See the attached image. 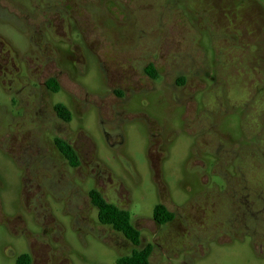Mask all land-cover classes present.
<instances>
[{
    "label": "rangeland",
    "instance_id": "1",
    "mask_svg": "<svg viewBox=\"0 0 264 264\" xmlns=\"http://www.w3.org/2000/svg\"><path fill=\"white\" fill-rule=\"evenodd\" d=\"M1 3L29 9L27 0ZM40 6L36 21L48 4ZM49 8L60 89L42 87L48 72L15 73L37 100L10 128L21 129V145L39 141L31 153L16 149L17 163L0 153V264L26 249L33 264H114L148 244L149 264H264V200L256 220L244 208L253 184L264 196V0H51ZM0 36L15 48L27 43L3 19ZM154 49L194 51L216 76L179 88V102L170 89L132 94L136 54ZM1 85L0 103H8ZM199 91L210 92L199 101ZM60 100L68 122L52 109ZM55 136L84 149L76 168L58 156ZM93 188L130 213L139 246L121 244L98 221ZM157 203L174 214L166 225L153 219Z\"/></svg>",
    "mask_w": 264,
    "mask_h": 264
},
{
    "label": "flooded vegetation",
    "instance_id": "2",
    "mask_svg": "<svg viewBox=\"0 0 264 264\" xmlns=\"http://www.w3.org/2000/svg\"><path fill=\"white\" fill-rule=\"evenodd\" d=\"M27 1H28L29 9H27L24 6V4L8 7L3 5L0 0V19L11 22L15 26H17L18 30L27 34L26 37L27 43L26 46L22 49L15 48L13 45L6 42V40L0 36V82L1 80L4 81L6 79V81L8 82L7 85L9 86L4 87V85L2 86L1 83L0 85L2 86L3 90L8 91L7 92L8 94L12 93V96H9L8 103H4V104L0 103V153L2 154L8 153L15 163H17L18 161V159L14 154L15 151H17L16 149L19 148L20 151V149L23 147L25 153H31L33 152L34 148L37 146L39 141L38 140L39 138H37L34 135L31 138H29L28 140L29 142H25L23 145H21L18 140L20 135L15 134V133H20L21 129L17 131L16 130L12 131L10 128L11 126H14V124L17 123L18 121L17 119H19L18 117H20L26 111L27 109L26 105L30 106L31 101H33L34 99L37 100V96L35 97V93L29 90L27 86L25 85L17 86V83L15 81L17 80V78L15 77V73L20 71L21 68L26 70V72L28 73L36 70L50 73V75L47 76L46 79L43 80V82H40L44 89L51 90V87L49 86V81L51 80V78H54L58 82L57 77L55 76L51 77V17H50L51 10L49 13L47 10L50 9L49 5L51 4V0H27ZM44 2L46 3V5L48 4V6L44 8L46 9V14L41 16V20H39L40 21L39 22L36 20L40 13L39 11L43 10L40 4L43 3L44 6H46ZM28 28L31 29L30 33L27 31ZM184 56H192L193 59L188 61V63L186 64L185 62H182V64L180 63L178 64V62L175 63L173 62L175 60V57H184ZM136 57L138 58L139 65L136 71L137 74H134L135 76L133 77L134 78V81L132 83L133 87L130 88V92L132 94H134L136 92L135 90H137V92L144 93L143 96H145L147 90H149L148 88H152V87L153 90H156L158 88L159 90L170 89L172 92V96L179 102V94H178L179 88L203 87L204 82L200 80L199 76L202 74L207 79H209L210 76L211 78H215L216 76L215 74L217 73L215 69L212 68L209 70L205 69L204 68L205 61L200 60V57L202 56L200 54L195 53L194 51H187L184 52L183 54L181 53L173 54L170 53L168 50L154 49L142 53L140 52V54H136ZM137 58L134 59L133 63H135ZM173 65L176 66L177 68L176 67H175L176 69L173 68L174 70L172 71L166 70V67L169 66L173 67ZM136 75L137 78H142L141 80H144V82L146 83L148 82L147 83L148 87H140ZM40 83L37 82L38 86H40L39 85ZM219 88L217 89L220 90ZM59 89L60 88H58V90ZM121 89H123L122 92L119 90L116 92L119 98L124 97V94L126 92V89L124 87H121ZM58 90L56 92L55 91L53 92L57 93L59 92ZM209 92L210 91L207 92L199 91V96H198L199 101H203L205 95H207ZM26 93H29V96L26 97L25 99L24 95ZM136 96H140V98L142 97V95H134L133 99ZM193 97L194 96L190 94L186 98L187 99L186 101L188 102H191L192 100L194 101L195 99H193ZM227 98L230 101V98L228 96ZM58 103H61L62 105H64V107H66L64 102L62 103V100H60V102ZM56 104L57 103H55L52 106V109L54 110L55 115L59 119L63 120L55 109ZM9 108L11 110H9ZM39 109H40L39 103L37 102L35 107V114L39 116V118L43 119L44 114H41L42 112H40ZM195 114L196 116H194L195 117L194 120L197 117L196 112ZM69 120H63V121L68 122ZM107 133L110 134L109 132ZM108 134L107 136H109ZM156 135L157 134L152 133L153 137H155ZM57 139H60L61 141L68 143L73 148V150L76 153L78 159V165H79L82 162V155L84 153V149H82V147L80 148V145L79 146L76 145L73 141L68 140L65 137L55 136L53 138V144L55 150L58 153V156L67 164H69V162L67 160V157L60 150L59 145L57 144ZM219 145L222 146L221 144ZM29 158H31V155H29ZM37 158L38 156L36 155L35 159ZM227 162H229V160ZM228 164H230V162ZM235 164H239V159L238 162L237 161L235 162ZM76 167L77 165L74 166V168ZM252 186L255 187V191L254 192L246 191L244 197L246 203L244 208L247 210V215L255 217L256 220L259 218V214H260L259 212L262 210L261 203L264 200V196H263V191L258 190V186H259L258 183L253 184ZM250 189L254 190V188H250ZM256 190H258L259 192L256 193ZM161 225H166V223ZM134 227L137 229L135 225ZM113 231H114L113 232L114 235H116V237L120 239L121 244L126 246L129 243H131L123 233H121L120 231H116L114 229ZM140 243H141V233L139 237V243L137 245H134L132 243L131 244L134 246H139ZM22 253H27L30 256L31 264H33L34 255L31 252H29L27 249L25 252Z\"/></svg>",
    "mask_w": 264,
    "mask_h": 264
},
{
    "label": "trees",
    "instance_id": "3",
    "mask_svg": "<svg viewBox=\"0 0 264 264\" xmlns=\"http://www.w3.org/2000/svg\"><path fill=\"white\" fill-rule=\"evenodd\" d=\"M153 74V72H152ZM49 86L52 91L59 88L58 82L51 78ZM55 109L63 120L70 119V111L61 103L55 105ZM60 150L67 157L69 165H78V159L73 148L66 142L57 139ZM89 198L93 206L97 208L98 221L103 225H108L116 231H120L134 245L139 243L140 232L131 222L130 213L116 204L107 201L102 193L97 189L89 190ZM174 214L161 203L153 207V219L159 224H164L172 220ZM151 246L148 244L143 248H136L129 255L118 257L114 264H149ZM14 264H31L30 256L27 253H20L15 258Z\"/></svg>",
    "mask_w": 264,
    "mask_h": 264
}]
</instances>
